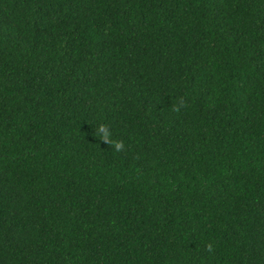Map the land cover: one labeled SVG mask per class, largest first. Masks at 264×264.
<instances>
[{"label": "trees", "instance_id": "1", "mask_svg": "<svg viewBox=\"0 0 264 264\" xmlns=\"http://www.w3.org/2000/svg\"><path fill=\"white\" fill-rule=\"evenodd\" d=\"M0 264H264V0H0Z\"/></svg>", "mask_w": 264, "mask_h": 264}]
</instances>
